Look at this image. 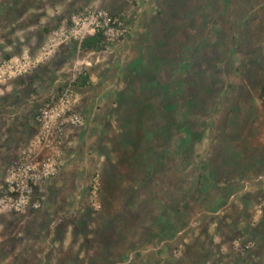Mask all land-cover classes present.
<instances>
[{
	"label": "rangeland",
	"instance_id": "1",
	"mask_svg": "<svg viewBox=\"0 0 264 264\" xmlns=\"http://www.w3.org/2000/svg\"><path fill=\"white\" fill-rule=\"evenodd\" d=\"M89 7L126 12L125 41L45 54ZM25 53L0 90V199L70 82L83 124L43 206L0 208V264H264V0H0V65Z\"/></svg>",
	"mask_w": 264,
	"mask_h": 264
},
{
	"label": "built area",
	"instance_id": "2",
	"mask_svg": "<svg viewBox=\"0 0 264 264\" xmlns=\"http://www.w3.org/2000/svg\"><path fill=\"white\" fill-rule=\"evenodd\" d=\"M131 4L140 0H121ZM127 14H114L108 10L89 7L62 21L55 31L51 43L44 48L50 55L54 47L78 44L98 38L100 44H121L129 34ZM34 62L25 53L21 59H10L0 65V90L6 83L27 72ZM76 94L73 82L46 99L39 109L35 121L38 126L36 137L18 154L6 172V189L0 199V208L15 213L29 209L39 210L45 202V189L59 173L70 129L83 124L82 116L76 111Z\"/></svg>",
	"mask_w": 264,
	"mask_h": 264
},
{
	"label": "trees",
	"instance_id": "3",
	"mask_svg": "<svg viewBox=\"0 0 264 264\" xmlns=\"http://www.w3.org/2000/svg\"><path fill=\"white\" fill-rule=\"evenodd\" d=\"M91 42V43H90ZM90 42H87V43H90V44H94V45H97V44H99V39L98 38H92L91 40H90ZM86 44V43H85Z\"/></svg>",
	"mask_w": 264,
	"mask_h": 264
}]
</instances>
